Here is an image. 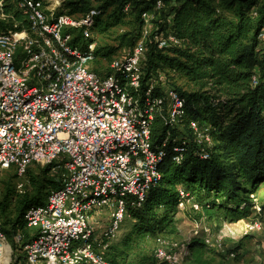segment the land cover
<instances>
[{
  "label": "built area",
  "instance_id": "built-area-1",
  "mask_svg": "<svg viewBox=\"0 0 264 264\" xmlns=\"http://www.w3.org/2000/svg\"><path fill=\"white\" fill-rule=\"evenodd\" d=\"M64 2L56 0L49 9L47 0H18L28 21L22 22L0 1V22L7 25L0 30V173L15 170L24 177L33 164H56L60 187L25 217L35 235L25 247L27 264H112L106 252L131 209L142 208L162 181L167 152L166 145L153 142L154 122L164 117L175 129L186 115V100L170 88L167 77L146 75L147 45L153 39L169 49L181 42L152 24L163 22L165 8L164 0H155L153 9L142 14L148 37L102 72L95 67L93 32L103 12L92 8L81 17L67 10L56 15ZM125 10L130 12L131 3ZM190 129L199 146L212 145L208 129L197 122ZM186 145L182 139L174 148L175 162H182ZM179 193L178 210L191 202L202 213L190 193ZM243 230L254 234L262 225L256 221ZM205 243L211 247L210 240ZM190 244L177 246L158 236L155 259L188 264ZM12 254L0 217V264H13Z\"/></svg>",
  "mask_w": 264,
  "mask_h": 264
},
{
  "label": "trees",
  "instance_id": "trees-1",
  "mask_svg": "<svg viewBox=\"0 0 264 264\" xmlns=\"http://www.w3.org/2000/svg\"><path fill=\"white\" fill-rule=\"evenodd\" d=\"M129 3L130 11L142 23L143 12L151 11L155 0H105L98 9L105 13L116 7L123 12ZM164 3L163 22L157 23L159 33H171L181 43L162 49L152 39L147 45L145 72L148 77H167L170 88L186 100V115L175 129L164 117L154 122L153 142L159 147L166 145L167 156L161 165L160 185L152 189L142 208L130 211L136 220L132 228L136 237L165 233L178 212L180 189L202 206V216L237 220L251 211V195L264 183V41L260 39L264 0ZM65 8L71 15H83L95 7L91 0H69ZM100 18L98 27L102 24ZM6 28V23L0 22V30ZM137 39L133 35L127 42L134 46ZM178 77L188 80L189 91L178 85ZM193 122L209 130L212 145L199 146L190 129ZM182 139L187 142V151L182 162L177 163L174 148ZM53 166L56 164L33 177L31 190L20 198L6 192L0 197V217L15 253V264H27L26 257L18 251L35 239L33 231L27 229V211L44 204L50 192L60 187L58 179L49 177ZM19 235L21 242H17ZM130 242L129 239L125 244L129 246ZM190 250L189 264H212L211 249L205 241L195 239ZM125 253L115 247L108 260L127 264L122 256Z\"/></svg>",
  "mask_w": 264,
  "mask_h": 264
},
{
  "label": "rangeland",
  "instance_id": "rangeland-1",
  "mask_svg": "<svg viewBox=\"0 0 264 264\" xmlns=\"http://www.w3.org/2000/svg\"><path fill=\"white\" fill-rule=\"evenodd\" d=\"M0 1H4L5 7L11 12L16 21L28 22L23 11L17 7L18 0ZM55 2L56 0H47L46 8H52ZM91 2L95 8H99L104 4L105 0H91ZM66 3L64 2L55 10L56 15L66 11ZM81 15H77V17H81ZM100 19L102 24L99 27L96 25L93 32L98 49L100 50L95 67L102 72H107L113 59L119 55L122 56L128 48L132 47L128 44V40L133 35H137L138 39L140 38L139 40L137 39V44L141 38L148 37L149 34L147 36L145 34L149 32V28H146L143 22L140 23L136 15L131 11L127 12L124 10L122 12L116 7H111L107 12H103ZM152 24L156 27L157 21ZM71 34L83 46H88V43L80 40L75 32L71 31ZM125 35L129 36L126 37V40H123V36ZM107 52H111V54L106 56ZM170 77L174 78L175 76L170 74ZM175 80L180 87L188 91L191 89L186 78L180 79L178 77ZM46 168H48V165L33 164L24 177H19L15 170L0 173L1 199L4 197L5 192L6 195L11 194L20 198L28 190H31L29 185L30 180L33 177L42 175V172ZM50 173L49 177L58 179L56 166H53ZM20 185H22L21 190L18 188ZM251 201L253 206L251 211L247 216H245L247 213L244 212L245 217L237 220L224 216L213 218L205 215L202 216L200 212L193 209V203H187L185 210H178L173 218V223L165 233L160 235L164 239H167L169 243L177 246L190 244L195 239L210 240L211 254L209 257L212 264H264V183L252 193ZM256 221L262 225V230L246 235L243 230L244 227ZM135 225L136 220L132 216L125 220L119 236L106 252L107 257L112 256L111 252L116 247L119 253L126 251L125 255L122 254V256H124L127 264H159L155 259L156 239L158 237H136L132 234V228ZM129 239L131 242L128 246L125 243ZM18 252L26 257L25 248ZM14 254L13 250V264L16 262Z\"/></svg>",
  "mask_w": 264,
  "mask_h": 264
},
{
  "label": "bare ground",
  "instance_id": "bare-ground-1",
  "mask_svg": "<svg viewBox=\"0 0 264 264\" xmlns=\"http://www.w3.org/2000/svg\"><path fill=\"white\" fill-rule=\"evenodd\" d=\"M10 254H11L10 249L6 247V261L10 260Z\"/></svg>",
  "mask_w": 264,
  "mask_h": 264
}]
</instances>
